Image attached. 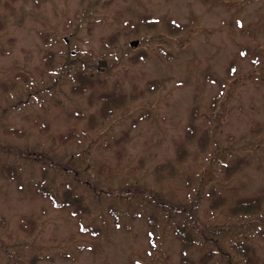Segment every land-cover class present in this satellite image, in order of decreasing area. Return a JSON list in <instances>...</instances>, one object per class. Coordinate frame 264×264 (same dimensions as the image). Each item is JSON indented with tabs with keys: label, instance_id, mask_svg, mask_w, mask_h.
Instances as JSON below:
<instances>
[{
	"label": "rangeland",
	"instance_id": "374dc122",
	"mask_svg": "<svg viewBox=\"0 0 264 264\" xmlns=\"http://www.w3.org/2000/svg\"><path fill=\"white\" fill-rule=\"evenodd\" d=\"M80 63L95 86L74 93ZM0 80V264H181L171 224L192 214L214 245L206 264H244L230 246L244 234L264 264V222L223 215L238 196L264 195V0H0ZM69 129L81 141L54 139ZM237 156L247 163L225 177ZM42 166L57 198L64 182L82 195L79 216L34 191ZM210 187L225 197L217 208Z\"/></svg>",
	"mask_w": 264,
	"mask_h": 264
},
{
	"label": "trees",
	"instance_id": "16d2710c",
	"mask_svg": "<svg viewBox=\"0 0 264 264\" xmlns=\"http://www.w3.org/2000/svg\"><path fill=\"white\" fill-rule=\"evenodd\" d=\"M151 15L147 16H141L140 20L144 22V24H152V22L155 20L154 17ZM169 27L172 28H180V23H176L172 26V24L169 25ZM115 35L112 33L107 36L105 39L106 42H112L115 39ZM72 58H77L79 60H83L84 58H88V53H82L78 55L77 52H74L72 55H70ZM50 54L46 53L44 54L45 63L50 65ZM89 67L85 63L77 64L76 66H73L69 69L68 77L72 82L71 84V91L74 93H83L86 90L93 88L95 86V79L91 77V75H88ZM54 72H57V68H54ZM68 69L64 71V73H67ZM21 77L23 80H25L26 75L24 72L17 73L16 77ZM0 87L2 90L8 89V84L5 81L0 80ZM115 95L113 92L110 94L105 93H99L97 97L99 99L105 100L109 97H112ZM116 100V99H115ZM113 101V106L116 105L118 101ZM77 114L80 113L79 110H76ZM107 113V110L104 105L100 106L99 115L105 116ZM80 117V115H79ZM89 122L87 128H92L94 124V118L95 114L90 113L88 114ZM42 131L47 130L46 124H41L39 127ZM6 127H4L3 131H6ZM189 130V129H188ZM125 131V132H124ZM121 134L116 136L112 143L120 144L128 139L129 133L128 131L124 130ZM17 132V130L15 131ZM83 133H85L83 131ZM85 135V134H84ZM54 139H57L59 142L64 143L68 140H75V141H81L80 138L83 137V134L75 131V129H69L66 132H62L57 134L56 136H53ZM111 143V144H112ZM177 154L178 157L181 155V149L177 147ZM247 163V159L243 156H237L229 163H225L223 166V175L226 177L230 175L231 173L237 171V169H240ZM5 171L10 175H12L14 172L12 169L4 164ZM174 168L173 164L171 163H165L162 166V169L165 171L168 170V172L172 171ZM13 172V173H12ZM14 179V178H13ZM62 192L59 198H57L50 187L49 183L45 181V170L42 166L41 176L39 179L34 182L33 189L37 194H40L41 196L48 198L52 204L57 208H68L69 213L73 216H79V214L83 211L85 205L84 203L81 204V197L82 195L75 191L73 189V186L70 184H67L66 182L61 184ZM99 190V189H98ZM101 190V189H100ZM99 192V191H98ZM214 188L210 187L208 194V205L210 208H217L219 205L224 203L225 197L221 196H214ZM264 199V195L261 193L254 194V195H242L236 197L232 202H230V205L228 206L227 212H225L223 215L232 217L231 224H248L251 223L254 220H258L259 222H264V208L262 207V201ZM186 209V207H185ZM191 207L187 209L188 213H191ZM112 209H110V214L112 216L113 223L117 225L118 222V215L114 211L112 213ZM151 215H149L150 218ZM206 223L204 221H201L197 216L191 215L190 218H182L180 220H173L171 224V231L173 235L179 240L180 243V263L181 264H206L208 263V258L211 256L212 249L214 247L213 243L210 244L211 238H209L205 233ZM254 229L258 233H262L264 231V225L260 226L258 224L254 225ZM97 228L91 226V225H80L79 231L82 232H88L91 233H98ZM151 234V232H150ZM151 236V235H150ZM245 237V238H244ZM209 244V245H208ZM230 246L234 248V251H237L239 255L241 256V261H243L244 264H253L256 262V256L253 254L254 249L252 247V244L247 239L246 235L244 234L242 237H234L230 239ZM190 248H194L196 250H201L200 255L198 258L192 257L188 251ZM193 252V251H191ZM228 261L231 264H238V262H234L231 255H228Z\"/></svg>",
	"mask_w": 264,
	"mask_h": 264
},
{
	"label": "water",
	"instance_id": "95a60500",
	"mask_svg": "<svg viewBox=\"0 0 264 264\" xmlns=\"http://www.w3.org/2000/svg\"><path fill=\"white\" fill-rule=\"evenodd\" d=\"M137 42H138V39H131L129 41V44L130 45H136ZM97 63H98V65L102 66V65H106L107 62L104 59H98Z\"/></svg>",
	"mask_w": 264,
	"mask_h": 264
}]
</instances>
